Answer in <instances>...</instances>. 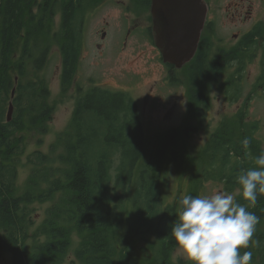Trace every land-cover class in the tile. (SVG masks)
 Returning <instances> with one entry per match:
<instances>
[{
  "label": "trees",
  "instance_id": "16d2710c",
  "mask_svg": "<svg viewBox=\"0 0 264 264\" xmlns=\"http://www.w3.org/2000/svg\"><path fill=\"white\" fill-rule=\"evenodd\" d=\"M35 4L36 0H0V251H9L14 264H64L63 256L72 245L71 232L75 231L81 237L75 257L82 264H176L171 260L176 243L171 225L181 196L172 202L165 200L160 183L166 177L153 174L154 157L146 156L144 121L137 102L126 90L93 85L84 91L71 122L74 132L63 133L57 140L64 148L57 160L67 165L59 169L62 174L54 173L47 154L35 151L29 156L34 164L32 175L26 189L19 193L18 156L24 152L25 137L18 131L26 117L30 125L37 126L52 113L47 101L49 83L43 78L26 79L29 67L40 70L46 65L51 45L43 39L47 36L52 40L50 23L60 10L61 28L52 36L61 42V84L68 90L77 72L81 29L91 1L40 3L38 12L30 17L29 23L34 26L27 30L15 67L20 76L12 77L13 47L23 37L25 10ZM204 43L188 66H193L194 77L204 68L203 75L220 77L222 71L216 60L207 67L209 47ZM234 85L233 80L225 84L227 88ZM236 94L239 98V91ZM9 102L13 104L10 120ZM248 105L249 99L235 126L225 122L190 166L181 141L169 150L167 160L176 163L179 170L189 171L184 178L187 190L183 192L181 185L179 194L200 195L204 181L218 179L230 192L240 188L236 201L248 203L235 178L241 169L256 167L253 158L264 151L256 137L259 122L247 120ZM244 138L249 140L248 149L242 146ZM14 155L17 159L11 158ZM46 201H53L47 216L31 231L35 224L31 205ZM248 210L254 212L259 223L249 247L240 252L251 251V264H264V195L258 194L255 206ZM29 238L34 239L31 246Z\"/></svg>",
  "mask_w": 264,
  "mask_h": 264
},
{
  "label": "rangeland",
  "instance_id": "374dc122",
  "mask_svg": "<svg viewBox=\"0 0 264 264\" xmlns=\"http://www.w3.org/2000/svg\"><path fill=\"white\" fill-rule=\"evenodd\" d=\"M45 1L36 0L33 7L25 10L23 37L15 43L12 52V68L10 69L12 77L20 76L15 67H17L23 52L27 30L34 26L29 23L30 17L33 13L38 12L39 4ZM96 1H93L87 12V20L84 19L82 24V47L77 72L68 90H63L61 84V42L55 41L52 36L61 28L60 10L53 16L50 23L52 40H49L47 36H45L46 40L43 39V43L48 42L51 45L46 65L40 70H36L32 66L29 67L26 79L43 78L48 81L50 94L47 101L52 106V113L49 118L44 119L37 126L30 125L26 117V122L18 131V135L25 137L24 152L18 156L16 184L19 193L26 189L32 175L34 164L29 156L35 151L47 154L51 159L50 165L55 169L54 173L62 174L59 169H64L67 165L57 160L59 154L64 152L62 144L57 140L63 133L74 132L71 122L78 98L93 85L126 90L132 94L145 123L148 150L146 156L152 154L154 157L153 174L159 173L166 177L161 180L160 184L167 202L174 201L177 196H183L182 193L179 194V190L181 185L182 191L186 190L184 178L189 175L187 168L185 171L179 170L176 163H172L166 158L169 150L177 142L175 140L177 138L183 140L181 143L185 144L190 166L202 155V151L225 122L232 128L235 126L234 122L238 120L242 106L248 99L249 118L247 120L259 122L260 128L256 137L264 149V80L259 79L262 73L261 65L253 64L247 67L246 74L236 80L237 83L234 87L238 85L240 88L241 96L239 98H235L236 96L229 93L228 90L224 91L225 78L219 82L206 84L204 92L208 97V104H200L203 110L200 120L202 125L197 128L196 132L192 131L187 134L183 126L188 120L189 104L193 102V99L200 100L195 93L203 91L197 77H194L193 66L177 70L176 75L179 82L174 83L169 80L168 64H165L160 50L148 34L141 32L143 30L136 32L134 30L128 35L126 32L130 21L122 19V10L115 6L111 9L110 4L100 8L96 7L98 5ZM232 1L227 0L225 6ZM223 3V1L219 2V4ZM105 20H108L109 23L106 24ZM140 21H146V19L141 18ZM1 24L2 15L0 14V29ZM150 24L152 23L150 22ZM104 29L108 31L105 41L101 38V32ZM98 42H102L101 49L96 47ZM9 103L7 104L8 108ZM11 158L17 159V156L14 155ZM203 158L206 159L205 156ZM153 174L152 176H154ZM46 187L47 184L43 183V188ZM215 192H227L236 198L240 188L230 192L222 180L204 181L200 196H210ZM52 203L53 201H46L31 205L35 221V224L30 228L31 231H34L46 218L47 210ZM71 237L72 245L63 256L64 264H82L75 257V249L81 237L75 231L71 232ZM27 242L28 246H31L34 239L29 238ZM171 260L176 264H180L182 261L184 264H192L178 249L176 243L171 253ZM0 264H14L9 251H0Z\"/></svg>",
  "mask_w": 264,
  "mask_h": 264
},
{
  "label": "flooded vegetation",
  "instance_id": "af4514ba",
  "mask_svg": "<svg viewBox=\"0 0 264 264\" xmlns=\"http://www.w3.org/2000/svg\"><path fill=\"white\" fill-rule=\"evenodd\" d=\"M90 1L89 7L94 0ZM220 1L224 3L219 4ZM226 1L206 0L209 12L202 31L198 51L202 45L201 43L205 42L204 44L209 47L206 58L209 60L207 67L210 68L216 60L221 67L222 75H219L220 77H217L218 75H211L210 73L203 75L206 69L202 66V69H204L197 76V80L202 86L203 91L196 92L195 94L204 104H208V97L204 92L205 85L209 82H219L222 78L226 80L223 85L224 91L228 90L234 96H237L236 91H239L240 96L241 91L238 85L227 88L225 84L230 80L237 83L236 80L242 78L246 74L247 67L253 64L262 66V73L259 79L264 80V0H233L232 3L225 6ZM96 2L98 3L96 7L99 8L110 4L111 9L115 6L122 10V19L130 21L126 32L128 35L133 33L134 30L135 32L143 30L141 32L148 34L149 38L154 41L151 13L152 0H97ZM88 11L89 9L86 12ZM86 16L87 13L85 19ZM141 18H145L146 21H140ZM105 21L106 24L109 23L108 20ZM107 34L108 31L106 29L101 32L103 41L108 37ZM96 47L101 49L102 42L96 43ZM197 53L193 59L196 58ZM201 59L203 62V56ZM188 64L189 62L181 68L168 64L170 69L168 79L174 83L179 82L176 72L177 70L188 68ZM201 75L203 76L201 77ZM202 111L200 104L193 99V102L189 104L188 120L183 126L187 134H190L192 131L196 132L197 128L201 127ZM175 141L183 140L177 138ZM184 187L187 190V186L184 185Z\"/></svg>",
  "mask_w": 264,
  "mask_h": 264
},
{
  "label": "clouds",
  "instance_id": "9594fccd",
  "mask_svg": "<svg viewBox=\"0 0 264 264\" xmlns=\"http://www.w3.org/2000/svg\"><path fill=\"white\" fill-rule=\"evenodd\" d=\"M242 146L249 147L248 138ZM256 167L241 169L235 181L241 186L242 198L215 192L212 195H183L178 201L176 219L171 233L178 249L192 264H251L252 252L247 249L259 223L249 206H255L257 196L264 195V151L253 158Z\"/></svg>",
  "mask_w": 264,
  "mask_h": 264
},
{
  "label": "water",
  "instance_id": "95a60500",
  "mask_svg": "<svg viewBox=\"0 0 264 264\" xmlns=\"http://www.w3.org/2000/svg\"><path fill=\"white\" fill-rule=\"evenodd\" d=\"M208 12L206 0H152L154 42L165 63L181 68L195 57ZM12 112L10 103L8 120Z\"/></svg>",
  "mask_w": 264,
  "mask_h": 264
}]
</instances>
